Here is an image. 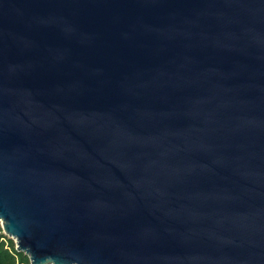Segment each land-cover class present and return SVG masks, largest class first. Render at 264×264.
<instances>
[{
  "label": "water",
  "instance_id": "obj_1",
  "mask_svg": "<svg viewBox=\"0 0 264 264\" xmlns=\"http://www.w3.org/2000/svg\"><path fill=\"white\" fill-rule=\"evenodd\" d=\"M0 223L32 264H264V0H0Z\"/></svg>",
  "mask_w": 264,
  "mask_h": 264
},
{
  "label": "trees",
  "instance_id": "obj_2",
  "mask_svg": "<svg viewBox=\"0 0 264 264\" xmlns=\"http://www.w3.org/2000/svg\"><path fill=\"white\" fill-rule=\"evenodd\" d=\"M0 264H32L30 257L16 248V242L3 232L0 223Z\"/></svg>",
  "mask_w": 264,
  "mask_h": 264
}]
</instances>
